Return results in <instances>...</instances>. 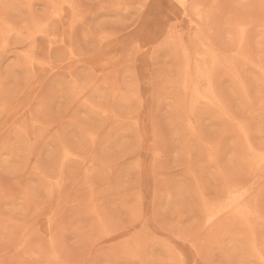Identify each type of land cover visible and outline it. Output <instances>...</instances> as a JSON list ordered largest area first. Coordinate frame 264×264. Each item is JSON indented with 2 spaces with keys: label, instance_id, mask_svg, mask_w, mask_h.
<instances>
[{
  "label": "rangeland",
  "instance_id": "obj_1",
  "mask_svg": "<svg viewBox=\"0 0 264 264\" xmlns=\"http://www.w3.org/2000/svg\"><path fill=\"white\" fill-rule=\"evenodd\" d=\"M0 264H264V0H0Z\"/></svg>",
  "mask_w": 264,
  "mask_h": 264
},
{
  "label": "bare ground",
  "instance_id": "obj_2",
  "mask_svg": "<svg viewBox=\"0 0 264 264\" xmlns=\"http://www.w3.org/2000/svg\"><path fill=\"white\" fill-rule=\"evenodd\" d=\"M58 13V12H57ZM56 18V17H55ZM241 196V195H240ZM240 196H239V199H240ZM238 199V198H237ZM230 201H232V200H230ZM230 204V203H229ZM232 206H233V204H232ZM236 207V206H235ZM224 213V212H223ZM208 228V227H207ZM206 232V231H205Z\"/></svg>",
  "mask_w": 264,
  "mask_h": 264
}]
</instances>
